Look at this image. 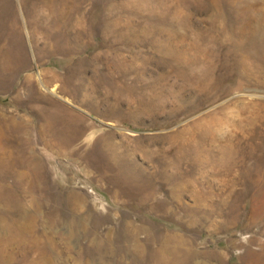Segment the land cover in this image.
Masks as SVG:
<instances>
[{
	"label": "rangeland",
	"instance_id": "1",
	"mask_svg": "<svg viewBox=\"0 0 264 264\" xmlns=\"http://www.w3.org/2000/svg\"><path fill=\"white\" fill-rule=\"evenodd\" d=\"M0 264H264V0H0Z\"/></svg>",
	"mask_w": 264,
	"mask_h": 264
}]
</instances>
